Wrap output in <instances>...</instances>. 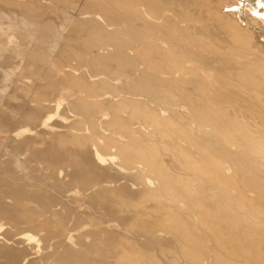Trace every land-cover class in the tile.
<instances>
[{
    "label": "bare ground",
    "instance_id": "obj_1",
    "mask_svg": "<svg viewBox=\"0 0 264 264\" xmlns=\"http://www.w3.org/2000/svg\"><path fill=\"white\" fill-rule=\"evenodd\" d=\"M164 1L0 0V264H264V0Z\"/></svg>",
    "mask_w": 264,
    "mask_h": 264
},
{
    "label": "rangeland",
    "instance_id": "obj_2",
    "mask_svg": "<svg viewBox=\"0 0 264 264\" xmlns=\"http://www.w3.org/2000/svg\"><path fill=\"white\" fill-rule=\"evenodd\" d=\"M158 1V3H159V5L162 7V8H164V10H167V9H171L172 11L171 12H174V13H178V14H181V12L180 11H178L177 9H175L174 7H171L170 6V4H169V2L168 3H166V1H164V0H157ZM154 14V16L155 17H159V15H157V14H155V13H153ZM132 29V28H131ZM131 29H123L122 31H121V37L122 38H124V40L125 41H127L128 43H131L132 42V39L134 38V37H137V32L138 33H140V31H136V30H131ZM154 35H152V34H147V33H143L142 35H141V37H142V39L143 40H145V39H149V40H152V37H153ZM185 36H187V35H185ZM158 38H160V34H158ZM171 38H172V36H169V39L171 40ZM185 43H187V42H185ZM205 43V42H204ZM183 44V46H184V42H181L180 43V45H182ZM205 46V45H204ZM205 47H207V46H205ZM205 47H203V48H205ZM202 50L203 51V49L202 48H199L198 47V50ZM204 52V51H203ZM208 52H209V48H208V51L207 52H204L205 53V58H207V56H209V54H208ZM216 56H217V58H221V55L220 54H217L216 53ZM164 59L163 60H161V63H163L164 65H166L168 68H170V67H176V66H178V65H180V66H182V65H188V66H192L193 65V62H195V60L194 59H182V60H180L178 57H176V56H174V55H171V53L169 54V53H167V54H165L164 55ZM188 88H190V89H192V87H190V86H187ZM183 90V92H184V94H185V96L188 98V100H186V99H184V97L183 96H172V97H169V98H165V101H173L172 99L174 98V100L177 102V103H180V104H183V105H203V103H205V100L203 99V97H201V95L199 94V93H197V92H195L193 89V91H189V90H184V89H182ZM52 94H55V92L54 93H52ZM50 96H52V95H50ZM190 100V101H189ZM4 104H6V101H5V103ZM8 105L10 106L11 105V102H9L8 103ZM12 105H13V103H12ZM14 106V105H13ZM13 106H10V107H13ZM205 107V106H204ZM20 110V111H19ZM26 109H25V107H20L19 109H18V111H19V113H21V112H24ZM12 111V110H11ZM10 114H11V117H13V115H12V113L14 114V116H15V113L14 112H9ZM215 114H213V116H214ZM2 114H0V133H2L3 132V130H4V127H8V125L10 124V125H16L17 126V124L18 123H20L19 122V120H18V115L17 116H15L14 118H11L9 121H4V118H2ZM216 116H220V115H216ZM13 120H14V122H13ZM18 122H17V121ZM217 120V119H216ZM218 121H221L220 119H218ZM12 122V123H11ZM17 122V123H16ZM19 125V124H18ZM21 125V124H20ZM0 135H3V134H0ZM0 146L4 149V148H6L7 146H10V140L6 137V136H0ZM2 149V150H3ZM234 151V150H233ZM0 153H1V151H0ZM105 220H107V218H104ZM13 238H14V236H13Z\"/></svg>",
    "mask_w": 264,
    "mask_h": 264
}]
</instances>
